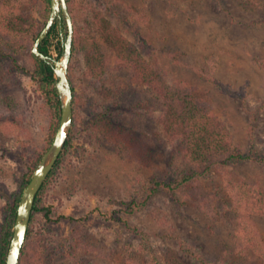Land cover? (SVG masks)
<instances>
[{
	"label": "rangeland",
	"instance_id": "rangeland-1",
	"mask_svg": "<svg viewBox=\"0 0 264 264\" xmlns=\"http://www.w3.org/2000/svg\"><path fill=\"white\" fill-rule=\"evenodd\" d=\"M68 2L74 48L67 71L73 89L70 145L37 196L21 264H122L126 245L140 264L150 256L160 264H264V255L237 253L234 216L212 221L184 195L201 189L223 209L229 175L264 192V164L228 163L204 173L199 168L197 183L181 191L156 185L174 183L183 161L140 105L144 95L130 82L131 72L102 67L103 58L111 63L115 54L97 20L105 18L163 78L208 102L242 154H264V0ZM16 3L25 17L43 22V0ZM54 35L61 43L64 27L56 25ZM16 60L31 71L25 53ZM7 62L0 84V239L12 232L10 209L54 136L49 137L52 118L37 81ZM115 87L126 93L121 102L107 97ZM146 100L153 103L152 97ZM156 128L160 141L149 135ZM253 222L264 241V217ZM141 236L148 253L139 251Z\"/></svg>",
	"mask_w": 264,
	"mask_h": 264
},
{
	"label": "trees",
	"instance_id": "trees-1",
	"mask_svg": "<svg viewBox=\"0 0 264 264\" xmlns=\"http://www.w3.org/2000/svg\"><path fill=\"white\" fill-rule=\"evenodd\" d=\"M16 1L0 0V84L4 78L3 73H1L2 65L8 63L7 61L10 62V69H16L22 73L29 74L37 81L40 96L45 106L49 108L52 118L49 136L51 139L56 131L60 115L58 97L52 85V70L49 65L44 64L31 53L32 46L48 19L49 1L43 0L47 13L42 23H38L37 20L31 17H25ZM66 1L69 7V2L68 0ZM97 20L102 23L100 29L105 44L115 54L114 60L111 63L105 62L103 58L102 67L106 66L110 68L112 66L117 71L127 69L131 72L130 82L136 84L140 88L139 93L144 95V97L140 95L142 100L140 101V105L144 108L146 107L149 111L148 118L150 115V119L159 128L161 135L165 136L168 141L174 143V150L178 151L177 156L183 161L184 168L181 176L174 183H160L156 185H161L167 190L181 191L182 186L197 183V179L200 176L199 168L204 167V171H202L204 173L215 165L225 167L229 166V164L234 165L243 161L260 165L264 164V154L256 152L242 154L234 146L227 123L214 114L213 108L208 102L198 98L190 87L169 82L166 78H163L156 68L151 67L147 63L136 46L126 40L116 28L110 27L109 22L105 18L98 16ZM55 28L56 24L39 45L38 50L42 55L51 57L49 54L52 40L57 38L54 35ZM93 45L96 48L94 52H99L98 45L96 43ZM56 49L59 58L62 52L60 42H57ZM22 52L27 55V59L31 65V71L17 64V55ZM73 53L74 48H72V55ZM102 67L100 66V70ZM112 92H108L107 97L111 96L115 102H121L126 98V93L122 88L115 87ZM148 97H152L153 103H148L146 100ZM117 104L114 105L117 106ZM9 105V109L12 111L13 104L11 105L9 103ZM157 107H159V114L156 116L154 111ZM106 109L109 110L110 108L107 107ZM157 128L149 134L153 137L154 141H160V132L157 133ZM143 137H146V139L149 138L150 140L149 136ZM117 143L118 146H121L118 141ZM69 145L70 136L67 138L62 150L65 151ZM60 157L61 154L46 180L51 177ZM230 177L229 175V178L224 180L225 192L228 196V206H225L223 209L215 205L214 201L216 198L213 194L204 193L201 189H193L184 195H186L187 201L190 200L200 213L212 221H219L227 215L234 216L236 230L239 234L237 241V253L239 256L247 257L248 255H252L254 257L258 256L259 259L263 258L264 241L262 235L254 225L253 217H264V192L256 189L254 186L243 183V181H237ZM29 178V176L26 177L25 184H27ZM45 183L42 185L37 196L43 189ZM37 196H35L36 199L32 208L31 217L38 211ZM15 209L16 205L10 209V228L15 218ZM132 230L138 234L135 228ZM28 232L29 228L27 229L18 264H21L22 261V255L26 247L25 243L28 239ZM10 237L11 232L9 231L0 239V264H4L5 262ZM141 238L142 242L141 246H139V251L148 253L150 249L147 247V240L145 236H141ZM125 247V256L122 264H140L130 245H126ZM30 250L33 254L34 262L37 257V262H39L40 255L37 254V250L35 248H30ZM148 264L160 263L154 256H150Z\"/></svg>",
	"mask_w": 264,
	"mask_h": 264
},
{
	"label": "water",
	"instance_id": "water-1",
	"mask_svg": "<svg viewBox=\"0 0 264 264\" xmlns=\"http://www.w3.org/2000/svg\"><path fill=\"white\" fill-rule=\"evenodd\" d=\"M67 7L66 0H49L48 19L31 49L32 55L51 67L52 83L58 97L60 115L54 136L20 195L4 264H18L19 262L35 196L62 153L72 127L73 97L67 71L72 55L73 24ZM55 24L64 27V36L61 41L62 52L58 59L42 55L38 50L39 45Z\"/></svg>",
	"mask_w": 264,
	"mask_h": 264
},
{
	"label": "built area",
	"instance_id": "built-area-1",
	"mask_svg": "<svg viewBox=\"0 0 264 264\" xmlns=\"http://www.w3.org/2000/svg\"><path fill=\"white\" fill-rule=\"evenodd\" d=\"M57 42L58 40L55 38L52 40V45L50 47V56L54 59H57L58 58V55H57V49H56V45H57Z\"/></svg>",
	"mask_w": 264,
	"mask_h": 264
}]
</instances>
